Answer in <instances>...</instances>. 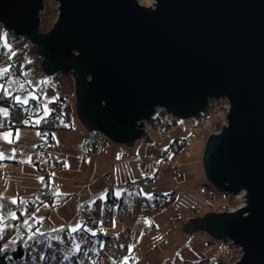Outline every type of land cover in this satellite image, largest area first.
<instances>
[{
  "label": "water",
  "instance_id": "obj_1",
  "mask_svg": "<svg viewBox=\"0 0 264 264\" xmlns=\"http://www.w3.org/2000/svg\"><path fill=\"white\" fill-rule=\"evenodd\" d=\"M44 1L0 0V25L33 44L41 74L71 73L87 132L131 146L156 109L187 119L226 100L203 169L218 193L245 192V206L187 227L240 247L233 264H264V0H52L41 32Z\"/></svg>",
  "mask_w": 264,
  "mask_h": 264
},
{
  "label": "rangeland",
  "instance_id": "obj_2",
  "mask_svg": "<svg viewBox=\"0 0 264 264\" xmlns=\"http://www.w3.org/2000/svg\"><path fill=\"white\" fill-rule=\"evenodd\" d=\"M137 1L153 2V0ZM41 12L45 28L40 29V31H49L57 16V3L52 0H45ZM13 36L18 37L11 32H6L0 25V38H2L0 39V45L7 42L10 48L12 44L17 53L15 57H12L11 62L17 61V64L23 65L29 63L34 73L37 71L42 73L40 66L41 57L34 53L33 44L29 46V44L23 43L27 39L24 37H21L23 41L16 39L17 41L14 42L12 40V42L10 40ZM6 51V49L0 47V59L5 61H7L8 55L5 54ZM11 51L13 52V50ZM8 65L9 62L4 63L0 68H5ZM44 77L47 78H42L40 85L42 87L48 85L47 83L50 81L48 79L49 76L44 75ZM38 82L34 85H37ZM41 94V102L44 109L46 108L45 104L54 101L55 94L63 95V97L69 99L70 102L66 112L69 114L72 125L69 130L54 131L53 143L40 148L37 145L42 142V138L36 128L17 127L15 132L10 130L0 131V134H13L8 139H4L0 135V153H3L4 156L3 159H0V205L4 206L0 207V216H4V218L11 216L16 209H22L26 199L35 197L38 194H56L57 192L69 194L67 201L62 205L52 209L45 205L33 213L34 217L39 221L38 227L34 230L35 234H48L53 240H58L55 231L67 227V231L73 232V229L78 228L80 225L79 216L85 213V210H83V213L78 214L80 207L85 202L89 205L91 204V200L85 201L88 198V194L81 187L83 182H88L89 180L88 176L83 173L85 171L83 168L87 161L85 160L82 167L79 168L82 163L79 160L77 161L76 158L78 156L76 154L79 151L78 146L84 143V137L81 138L79 136V131L86 132V130L75 114L74 82L70 72H56L48 90L43 91ZM17 97L20 98V102H25L32 97L37 99L31 91L17 95ZM227 108L225 99H219L218 101L209 100V104L199 116L176 119L175 121L183 126L182 136H187L189 144L181 149L180 152L171 151L169 154L170 161L159 162V158L154 152L155 145L151 148L149 158H153V162L150 163L151 168L153 167L152 170H154H151V173L156 177L158 175L156 182L159 186L158 190L164 191L165 188L171 186L176 191L178 200L175 204H172L176 211L181 213L180 221L176 222L178 228H171L169 218L171 214L169 213H171L172 205L170 204L160 211L149 214L154 226L149 225L148 218H138L139 215L136 214V209L130 212H121L118 214L119 216H113L111 223L108 218L104 217L102 219L103 226L99 224L97 231L101 232L103 236L115 237V240L99 237L92 241L95 244H91V242L83 238L82 241L86 247L82 252H79V256L71 264H125V262L126 264H188L200 259H208L211 263L220 259L222 264H233L240 259L242 255L240 247L233 245L232 242L215 240L195 225H193V234H187L182 230L180 224L178 225V223H184V221L193 217L192 214L194 212L222 213L225 212L226 207H229L228 211L233 212L235 209L245 206V199L243 198L245 192L235 196L217 193L214 200L207 203L205 195L209 189L204 188L202 192L200 186L201 182L206 180L201 170L204 144L208 139V135L219 132L221 126L225 124L224 116ZM0 110L4 109L0 108ZM157 110L163 111L162 109ZM7 116H4L3 112L0 111V117ZM15 117L19 120L22 118L19 115ZM39 117L36 118L39 120ZM168 118L172 121L167 114H165V119L163 120L168 122ZM144 126L146 131L148 129L146 122ZM163 127L164 122H162L161 128L155 130L151 135L159 138L161 132L168 133L173 131L174 133L178 130L177 124L172 125L169 129H162ZM16 132L21 133L19 138L15 136ZM9 140H11V143H9ZM108 141L113 145L127 147L110 139ZM144 141V139L140 138L135 143L143 142L144 147H146L145 144L151 145L152 143ZM159 144L160 141L156 145ZM156 147L157 150L160 149L159 146ZM37 151H40L39 155L35 154ZM92 153L95 154L94 152ZM67 154H69L70 161L65 170L60 169L58 166H61L62 158ZM143 160L144 157L141 156L140 161L143 162ZM87 165H89L88 170H91L92 162ZM174 167H178V177L174 175ZM190 178L192 180H189ZM137 184L143 190L141 194L147 196L151 193L141 180ZM12 200H18L19 205L13 204ZM189 206L191 207V212L188 211ZM73 212H75V216L71 218ZM86 229L88 228L86 227ZM8 234L9 232H6L1 237L8 236ZM64 239L68 238L64 237ZM64 239L60 241L64 243L54 245L53 249L55 250L49 251L46 256L44 254V257H42L45 251L44 243L33 242L31 248L35 250V260L40 262L41 259H44L43 263L45 264H62L61 260L69 254L68 240ZM76 249H70V251L74 252ZM76 253H78V250Z\"/></svg>",
  "mask_w": 264,
  "mask_h": 264
},
{
  "label": "trees",
  "instance_id": "obj_3",
  "mask_svg": "<svg viewBox=\"0 0 264 264\" xmlns=\"http://www.w3.org/2000/svg\"><path fill=\"white\" fill-rule=\"evenodd\" d=\"M39 19V29H44L45 24L42 20V12L39 13ZM16 39L23 41L21 37L14 36L10 41L13 40L15 42L17 41ZM23 43L26 45L29 44V46L32 44L28 39H26V41ZM13 46L14 45L11 44L10 49L13 50L16 55L17 53ZM9 55L10 53L7 55V61L0 59V67L2 64L9 62V65L5 67L8 68V73L6 75H0V86H3L0 88V108L7 110L8 112L7 117H0V124L3 125V127H0V131L10 130L14 132L17 127L36 128L39 136L42 138V142L38 144L37 147L40 148L46 145H51L54 141V131H66L69 130L72 125L69 114L66 112V108L70 100L63 97V95L60 96L55 94L54 101L45 104L46 108L44 109V106L42 105L43 103L41 102V93L48 90L56 73L53 76H49L48 79L50 81L47 83L48 85L42 87L40 86L41 80L42 78L47 77H44L40 71L34 73L32 71L33 68L29 63H25V65H23L17 64V61L11 62L12 57H15V55H12L10 59ZM37 82L38 84L34 85ZM29 91L33 92L37 99L32 97L28 98L26 103L17 102V95ZM16 115L22 116V118L19 120L17 117H15ZM38 116H40L39 120L37 119ZM163 119H165L164 111L156 109L154 115L146 120L147 128L151 130H158L161 128L162 122H164V127L162 129H169L172 125L176 124V121L174 120L167 122ZM37 121H39V123H37ZM93 132L95 133V131H92L91 133L81 132L84 137V143L82 144L83 147L92 152H94L93 140L91 139ZM181 135L178 134V136L171 139V142L167 148L168 154H170L171 151L180 152V150L183 149L180 141L184 139V136L182 137ZM35 154L39 155L40 151H37ZM143 178L144 176L140 180L144 183ZM138 181L139 180L133 181L136 185L131 188H125L122 195L115 194L112 187L109 185L105 194L103 195V198L92 199L90 205L87 202L83 203L78 214L83 213V210H85V213L84 215L79 216V227L75 228L76 230L73 232L67 231V227L65 229H59L55 231L57 234L56 236H58V240H53L48 234H35L34 230H36L38 227L39 221L34 217L33 213L35 210L40 207H44L45 205L50 209L62 205L67 201L69 194L59 193L57 195V193H48L26 199L22 209H16L15 219L11 218V216L4 218L2 225L4 231L0 233V264H45L43 263L44 259H41L40 262L35 260V250L31 248L32 243L35 241L44 243L45 251L42 255V257H44V254L46 256L49 251L55 250L53 249L54 245H60L61 243H64L63 241L60 242L64 239V237L68 238L64 240H68L69 254L63 260H61L62 264L74 263V259L79 256V252H82L86 247L84 246L85 243L82 241L83 238L87 239L89 242H91V244H95L92 241H95V239L99 237H103L112 241L115 240V237L103 236L101 232L97 231L99 224L100 226H103L102 219L104 217L108 218L111 223V218L113 216H118V214L121 212H130L131 210L136 209V214L139 215L138 218H149L148 214H152L153 212L160 210L161 207L166 206L173 201L172 195L170 193L171 191L164 193L156 189H151L146 184L145 185L151 192L149 195L145 196L141 194V192L135 193L134 190L137 188V186H139L137 184ZM205 188H211L208 182L205 184ZM16 205H19L18 200ZM228 210L229 207H226L224 211ZM173 213L179 212L175 211ZM74 216L75 214L72 217ZM25 221H27V223H25ZM148 221L150 222V226L153 225V221L151 219H148ZM86 227L88 229H86ZM6 232H9L8 236L2 238L1 236L5 235ZM92 233H95V235ZM29 237H32V239H29ZM75 248H77L76 251L78 250V253H76V251H70V249L75 250ZM221 262L220 259L214 263H211L208 259H200L189 262L188 264H222Z\"/></svg>",
  "mask_w": 264,
  "mask_h": 264
},
{
  "label": "crops",
  "instance_id": "obj_4",
  "mask_svg": "<svg viewBox=\"0 0 264 264\" xmlns=\"http://www.w3.org/2000/svg\"><path fill=\"white\" fill-rule=\"evenodd\" d=\"M169 122H170V119H169ZM24 128H26V127H24ZM154 131L155 130L146 129L147 135L144 138H142V140L144 139L145 140L144 142H148V141L152 142L151 145L145 144L146 147L143 146L144 145L143 142L135 143L137 140L133 143V145H131V146L127 145V147H122L121 145H113V144L109 143L107 149L104 152H102L100 154H93L92 151L85 149L83 147V145L78 146L79 151H78V154H76V155H78V156H76V158H77V161L79 160L82 163L81 166L78 165L79 168L82 167L85 160L87 161L84 165L85 167L83 166L84 167L83 169L85 170V171H83V173L85 176H88L89 180H88V182L87 181L83 182L82 186H81L82 189L88 194V198L85 201H88V200L90 201L92 199L101 198V197L103 198V195L105 194L106 189L108 188L109 185L112 187L113 192L115 194L122 195L124 193V189H125L124 186H125L126 182L140 180L143 176H146V175L152 176V178L154 179L153 183L155 185H157L156 190L159 189L158 183H156L158 175L156 177L151 173L152 171H154V170H152L153 167L151 168V163H150V162H153V158L152 157L149 158L151 148L154 147V145H155V151L154 152L157 155V157L159 158V162H162L160 160V155L162 154V152L164 150H166L168 148V146L171 142L170 139L178 136V134L181 135V133H179L178 130H177V132H174V133H173V131L168 132V133L161 132L160 137L158 138L156 136L151 135V134H153ZM81 132H83V131H79V136H81V138H83V135H80ZM184 138H187V136L184 135ZM158 141H160V144L156 145V144H158ZM156 146H159L160 149L157 150ZM203 152H204V150H203ZM203 152H202V155H203ZM141 156L144 157L143 162L140 161ZM151 158H152V160H151ZM69 161H70L69 154H67L64 156V158H62V161H61L62 164H60L61 166H58V167H60V169L65 170ZM164 161H170L169 154H168V159L164 160ZM90 162H92V168H91V170H88L89 165H87V164H89ZM177 168L176 167L173 168V172L176 173V175H175L176 177H178ZM201 170L203 171V174L205 175V171L203 170V167ZM102 174L108 175V180L104 181L100 177V175H102ZM205 179H206V176H205ZM189 180H192V178H190ZM206 183H207V180H203V182H201V184H200L201 191L205 188ZM134 191H135V193H139V192L143 193L142 192L143 190H141V188L139 186H137V188ZM161 192H164V193L170 192L171 193L173 201L170 203V205H172V209H171V213H169V214H172L173 212L176 211L173 204H175V202L178 200V198L176 196V191L173 187L171 188V186H168V188H165V190L161 191ZM57 193H59V192H57ZM43 194H48V193H43ZM38 195H41V194H38ZM195 206H199V205H195ZM164 207L165 206L161 207V209ZM191 207H192V205H191ZM191 207L190 206L188 207V211H190V212H191V209H190ZM201 211H202V208H201ZM205 212L206 211H204V213H200V212L195 213L194 212V214H192L193 217H191V218H194V217H198V218L201 217L202 218V216H204ZM74 213L75 212H73L71 215L73 216ZM72 216H71V218H73ZM148 219H151V218L149 217ZM180 219L178 220V222L180 221ZM190 220L191 219L186 220V221H184V223L183 222L178 223V225L180 224L182 230L187 234H193V232H191V230L188 229V227H187V224ZM151 226H154V225H151ZM177 228L178 227H176L175 229H177Z\"/></svg>",
  "mask_w": 264,
  "mask_h": 264
},
{
  "label": "built area",
  "instance_id": "obj_5",
  "mask_svg": "<svg viewBox=\"0 0 264 264\" xmlns=\"http://www.w3.org/2000/svg\"><path fill=\"white\" fill-rule=\"evenodd\" d=\"M183 127L179 126L178 127V132L182 133L183 132ZM96 133V134H95ZM93 132L91 139L93 140V151L95 154H100L102 152H104L108 145H109V139L107 137H105L101 132L96 131ZM189 140L187 138L182 139V141H180V144L182 146V148H185V146L188 144ZM168 159V150H164L162 152V154L160 155V160L164 161ZM174 175H176V173H174ZM100 177L106 181L108 180V175L106 174H102L100 175ZM143 181L146 185H148L151 189H156V185L153 183L154 179L152 178L151 175H146L143 178ZM135 182L133 181H128L125 184V188H131L134 187L136 184H134ZM87 185V184H86ZM85 185V186H86ZM209 190H207V193L205 195V201H207V203L211 202L212 200H214V198L216 197V192L214 189L208 188ZM191 209V208H190ZM180 214L179 213H173V215L170 217V221H171V226L172 228H175L177 226L176 222L179 220Z\"/></svg>",
  "mask_w": 264,
  "mask_h": 264
},
{
  "label": "snow or ice",
  "instance_id": "obj_6",
  "mask_svg": "<svg viewBox=\"0 0 264 264\" xmlns=\"http://www.w3.org/2000/svg\"><path fill=\"white\" fill-rule=\"evenodd\" d=\"M0 39H2V38H0ZM0 47H3L4 49H6L7 51H6V53L5 54H9L10 53V55H9V59L11 58V56L12 55H15V53L14 52H12L11 51V49L9 48V45L7 44V42H5V43H3L2 45H0ZM8 73V68H0V75H6ZM3 86H0V88H2ZM17 99V102H20V98L19 97H17L16 98ZM25 103H26V101H25ZM0 111H2L3 112V115L4 116H7L8 115V112H7V110H0ZM37 123H39V121H37ZM0 127H3V125L2 124H0ZM0 135H2V137L4 138V139H8L10 136H12L13 134L12 133H5V134H0ZM21 135V133L20 132H16L15 133V136L17 137V138H19V136ZM9 143H11V140H9ZM4 158V156H3V153H0V159H3ZM57 195H58V193H57ZM102 198V197H101ZM13 204H16L17 203V201L16 200H12L11 201ZM0 207H4L3 205H0ZM11 218H13V219H15V212H12V214H11ZM3 222H4V216H0V233H2L3 231H4V228H3ZM25 223H27V221H25ZM76 229H73V231H75ZM93 235H95V233H92ZM29 239H32V237H29ZM125 264H126V262H125Z\"/></svg>",
  "mask_w": 264,
  "mask_h": 264
},
{
  "label": "bare ground",
  "instance_id": "obj_7",
  "mask_svg": "<svg viewBox=\"0 0 264 264\" xmlns=\"http://www.w3.org/2000/svg\"><path fill=\"white\" fill-rule=\"evenodd\" d=\"M225 101H226V100H225ZM226 104H227V102H226ZM206 107H207V106H206ZM202 112H203V111H201L199 114H201ZM164 113H165V112H164ZM165 114H166V113H165ZM197 116H199V115H197ZM170 117H171V116H170ZM171 119L174 120V121L176 120V119H173L172 117H171ZM176 124L178 125V127H179V126H182V125L179 124L178 122H176ZM182 127H183V126H182ZM202 167H203V165H202ZM203 170H204V169H203ZM204 171H205V170H204ZM208 184H210V183L208 182ZM211 189H213V187H211ZM215 192H216V191H215ZM216 194H217V192H216ZM212 201H213V200H212ZM212 201H211V202H212Z\"/></svg>",
  "mask_w": 264,
  "mask_h": 264
}]
</instances>
